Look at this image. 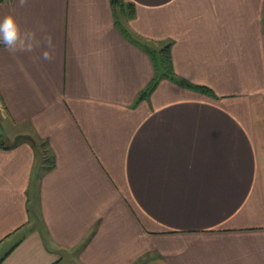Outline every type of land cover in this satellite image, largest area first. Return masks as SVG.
<instances>
[{
	"label": "crops",
	"instance_id": "1",
	"mask_svg": "<svg viewBox=\"0 0 264 264\" xmlns=\"http://www.w3.org/2000/svg\"><path fill=\"white\" fill-rule=\"evenodd\" d=\"M126 2H0V264H264V0Z\"/></svg>",
	"mask_w": 264,
	"mask_h": 264
},
{
	"label": "trees",
	"instance_id": "2",
	"mask_svg": "<svg viewBox=\"0 0 264 264\" xmlns=\"http://www.w3.org/2000/svg\"><path fill=\"white\" fill-rule=\"evenodd\" d=\"M2 0H0L1 2ZM114 8L121 13L122 16H131L132 15V4L126 2V0H112ZM144 48L151 55L154 62L155 75L150 84L140 93L139 99L145 98L148 94H150L153 89L156 87L158 82L163 77H168L171 79H176L177 82L183 84L185 87L194 89L204 94L214 95L213 91L206 85H200L185 81L183 79H177V76L174 73L172 66V58H171V43L163 44L162 46H158L156 44H148L144 43ZM138 99V100H139ZM6 138L3 131H0V146L3 148L5 145ZM41 146V145H40ZM42 146H46V143H42ZM41 146V147H42ZM46 161L48 162V168H51L53 165V161L48 156L46 157Z\"/></svg>",
	"mask_w": 264,
	"mask_h": 264
},
{
	"label": "clouds",
	"instance_id": "3",
	"mask_svg": "<svg viewBox=\"0 0 264 264\" xmlns=\"http://www.w3.org/2000/svg\"><path fill=\"white\" fill-rule=\"evenodd\" d=\"M21 5L27 3V0H19ZM48 49L42 53L46 60L52 59V53L49 50L53 47L51 35L46 37ZM37 44L36 33L32 30H22L19 23L13 15H6L0 18V47L10 52L31 51Z\"/></svg>",
	"mask_w": 264,
	"mask_h": 264
},
{
	"label": "rangeland",
	"instance_id": "4",
	"mask_svg": "<svg viewBox=\"0 0 264 264\" xmlns=\"http://www.w3.org/2000/svg\"><path fill=\"white\" fill-rule=\"evenodd\" d=\"M1 112L4 114V111H3L2 107H0V113ZM2 119H3V117H2ZM2 119H0V124H1V127L3 129V132L5 134V138H6L7 141L8 140H11L13 138V135H11L10 133L7 132V129L3 126Z\"/></svg>",
	"mask_w": 264,
	"mask_h": 264
},
{
	"label": "water",
	"instance_id": "5",
	"mask_svg": "<svg viewBox=\"0 0 264 264\" xmlns=\"http://www.w3.org/2000/svg\"><path fill=\"white\" fill-rule=\"evenodd\" d=\"M0 131H3L2 127H1V124H0Z\"/></svg>",
	"mask_w": 264,
	"mask_h": 264
}]
</instances>
